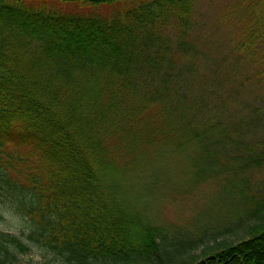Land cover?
I'll list each match as a JSON object with an SVG mask.
<instances>
[{
    "label": "trees",
    "instance_id": "16d2710c",
    "mask_svg": "<svg viewBox=\"0 0 264 264\" xmlns=\"http://www.w3.org/2000/svg\"><path fill=\"white\" fill-rule=\"evenodd\" d=\"M118 1L107 17L58 7ZM200 1L0 0V222L21 225L0 227V264L32 244L69 264L162 261L167 237L111 185L159 165L164 141L260 166L264 1L238 0L221 39L197 28ZM251 220L247 238L187 264H264V209Z\"/></svg>",
    "mask_w": 264,
    "mask_h": 264
},
{
    "label": "rangeland",
    "instance_id": "374dc122",
    "mask_svg": "<svg viewBox=\"0 0 264 264\" xmlns=\"http://www.w3.org/2000/svg\"><path fill=\"white\" fill-rule=\"evenodd\" d=\"M237 1H200L195 12L197 28L204 23L213 28L214 39L220 35L227 38V25L238 6ZM127 5L128 2L118 1L97 7H84L78 3L58 7L64 11L107 17ZM211 11L221 17H210ZM235 26L236 30L239 25ZM207 48L213 54L214 50ZM194 66L198 71V65L194 63ZM174 134L180 136V133ZM180 141V137L167 143L164 141L162 150L158 149V154L162 151L159 165L148 161L131 167L122 173L120 181L111 185L120 197L123 209L136 221L158 227L167 237L168 251L162 255V261L153 257L150 262L139 259L128 264L201 262L211 252L247 238L251 216L264 209V160L260 166L246 163V160L229 166H215L213 162L219 160L215 152H200L192 146L183 149ZM3 215L5 218L0 227L20 231L21 225L15 216L10 212ZM15 255V264H69L64 256L38 244H32L29 251ZM171 256L174 260L169 262Z\"/></svg>",
    "mask_w": 264,
    "mask_h": 264
}]
</instances>
